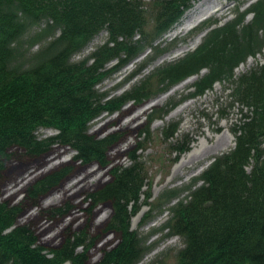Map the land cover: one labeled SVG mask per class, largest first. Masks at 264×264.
<instances>
[{
	"label": "trees",
	"instance_id": "trees-1",
	"mask_svg": "<svg viewBox=\"0 0 264 264\" xmlns=\"http://www.w3.org/2000/svg\"><path fill=\"white\" fill-rule=\"evenodd\" d=\"M196 1L150 0L146 5L144 0H0V190L13 165L39 160L60 145L77 152L74 163L111 166L112 181L88 198L94 206L109 204L113 210L96 233L90 222L76 231L70 225L58 246H48L40 243L35 225L21 224L20 218L27 207H39V199L63 184L73 170L59 169L30 185L20 204L1 200L0 192V264H139L152 249L150 236L131 229L149 185L137 154L143 150L142 141L149 139V126L138 135L139 146L130 153L128 166H112L109 151L117 136L98 138L89 130L104 112L113 114L129 101L146 102L203 69L207 73L194 83L197 95L217 82H229L232 100L249 114L232 130L235 148L217 157L188 187L164 192L141 226L156 214L170 212L164 229L184 244L175 264H264V64L235 75L240 64L264 47V0L211 30L194 51L154 68L122 96L111 98L98 89L147 50L153 55L129 78L169 51L172 47L164 49L157 41ZM249 13L254 16L246 22ZM213 24L217 22L205 27ZM104 32V44L74 60ZM43 41L34 52L35 44ZM114 61L116 66L108 69ZM41 129L59 133L39 139ZM177 130L173 124L165 128V139L174 140ZM175 145L178 153L187 151L179 140ZM72 208L67 202L41 210L39 217L58 220ZM93 210L90 206L85 213ZM108 233L118 242L103 248L101 259L93 262L90 251Z\"/></svg>",
	"mask_w": 264,
	"mask_h": 264
},
{
	"label": "rangeland",
	"instance_id": "rangeland-1",
	"mask_svg": "<svg viewBox=\"0 0 264 264\" xmlns=\"http://www.w3.org/2000/svg\"><path fill=\"white\" fill-rule=\"evenodd\" d=\"M257 0H219L221 5L225 6L222 10H218L221 6L219 4L211 5L210 12L203 18L201 24L189 34L183 37H171V33L175 28L166 34L157 43H161V47L166 49L173 46V50L167 55L158 59L148 69L129 80V76L135 72L137 66L141 64L146 58L153 55V52L147 50L137 61L130 63L131 65L125 66L119 70L118 73H113L108 79L98 86L100 93H109L110 97H119L128 92L134 85L138 84L141 80L150 76L154 68L159 67L168 62L176 61L182 58L189 52L194 51L197 46H190L184 53L177 55V49L187 46L189 39L196 34L206 30L201 28L209 23L217 21L219 25L233 19L238 12H245ZM146 5H149L150 0H144ZM186 15V14H185ZM184 15V16H185ZM252 16H247V21L251 20ZM184 19V17L182 18ZM36 29L35 31H38ZM206 35V34H205ZM205 37V36H204ZM107 33H102L94 40L98 41L94 44L91 50H88L94 40L84 49V51L76 55L74 60L80 61L96 51L97 47L104 44L107 40ZM204 39V38H203ZM43 42H38L32 49L37 51ZM174 44H178L174 48ZM264 61L263 54L250 57L245 64L239 66L235 73L241 75ZM92 61L89 62L91 64ZM117 62H112L108 65V69L113 68ZM249 64V65H248ZM207 69L202 71V74L207 73ZM194 80L184 87L179 88L182 83L170 88L165 92H156L154 97L141 104L129 101L113 114L104 112L101 117L94 119L89 132L96 135L98 138H105L110 135L118 137L116 142L111 146L109 157L112 160V166L131 164L129 160L130 153L135 150L138 144V135L148 128L149 139H144L141 143L143 150L139 151L141 161L144 163L146 176L148 178V187L146 188V195L140 200V209L131 219V229L138 231L142 236H150L148 245L152 249L147 253L145 258L140 264H175L177 260V253L184 247L182 240L179 237L169 236L168 230H163V226L171 217L169 211L166 210L163 214H157L154 222H150L141 226L144 218L152 210L151 206L157 205L159 197L171 189L182 190L189 186L191 182L199 178L203 172L210 166L214 159L220 155L230 152L235 147L231 145L225 149V145L232 135L231 131L236 125L240 123L248 109L238 102L232 100V86L229 82H219L215 84L212 91H208L207 99L204 96L193 97L195 92L192 87ZM196 101L190 113L183 112L180 115H174L175 112L184 104ZM151 103L152 106L146 110L145 107ZM125 111V116L124 115ZM167 112V116L165 114ZM140 115L138 120L132 118ZM170 119L166 120L168 116ZM224 116V120L221 117ZM124 117L120 125L117 123L119 119ZM155 117H162L154 120L151 124L150 121ZM162 119V120H161ZM190 120V126H184V123ZM110 121L108 127L100 132V129ZM129 123L131 125H129ZM177 125L178 135L174 140L167 141L164 137V129L170 125ZM130 127V128H128ZM129 129V130H127ZM59 132L55 129H41L37 132L39 139L56 136ZM210 136L208 138L207 136ZM220 138H223L220 140ZM234 138V137H233ZM125 139H128L125 142ZM176 140H179L182 147H186L187 151L180 154L177 152ZM204 145L197 156L192 162L186 166H180V161L184 155L193 150L195 143L203 142ZM220 145V146H218ZM220 148V151L214 153L213 151ZM76 151L70 147L55 146L53 150L47 152L39 160L27 162V164L17 163L10 169L9 179L5 185L1 187V200H9L13 204H20L27 199L28 187L35 184L46 175L57 171L62 168H69L73 172L67 175L65 182L54 189L47 195L39 199L40 206H30L26 208L24 215L20 218L21 224L32 223L35 225V230L39 236L40 243L48 246H58L63 238V233L67 231V227L71 225L72 230L80 229L84 224L90 222L91 232L97 231L101 225L105 224L112 216L113 210L109 204L94 206L90 203L88 194L95 192L97 189L107 185L112 181L110 167L102 168L98 164L84 165L74 163L73 159ZM51 156L56 157L50 159ZM53 162V163H52ZM101 181L100 183H98ZM73 185L67 188V185ZM147 194L150 197L146 201ZM146 196V197H145ZM69 202L72 205V210L64 218L54 220L48 216L39 217L42 211H47L53 207H60ZM94 207L93 213L90 215L85 213L89 207ZM149 206V207H148ZM167 207H170L168 205ZM160 215V216H159ZM40 220V221H38ZM36 221L38 223L36 224ZM42 236V237H41ZM115 236L108 233L99 241L98 245L90 251L92 261H99L102 257V250L106 246L112 247L117 243Z\"/></svg>",
	"mask_w": 264,
	"mask_h": 264
},
{
	"label": "bare ground",
	"instance_id": "bare-ground-1",
	"mask_svg": "<svg viewBox=\"0 0 264 264\" xmlns=\"http://www.w3.org/2000/svg\"><path fill=\"white\" fill-rule=\"evenodd\" d=\"M219 0H201L199 3L196 4L195 9H192L191 11H189L184 19L182 20V22L177 26V28L171 33V37H183L187 34H189L191 31L195 30L203 21V18L206 14H208L210 12L211 9V5H215V3H218ZM222 6L221 3L219 2V4L216 6L219 7ZM223 8H225V6L223 5L220 10H222ZM205 34H207V31H203L199 34H196L195 36H192L189 39V43L187 46H183L180 47L179 49L176 50V54L177 55H181L182 53H184L187 49L190 48V46H197L201 43V41L203 40ZM98 41V39L94 40V42L87 48L88 50H91L94 46V44ZM249 65V64H248ZM194 80V78H190L187 81H185L183 84H181L180 86H178L179 88L186 86L187 84L191 83ZM208 95H205L203 99H207ZM196 101H192V102H188L187 104H184L183 106H181L174 115H180L183 112H187L190 113V109L193 108V106L195 105ZM152 106L151 103H149L144 110L150 108ZM125 111H124V115L125 116ZM102 115H100L99 117H101ZM98 117V118H99ZM171 115L168 116L166 118V120L170 119ZM97 118V119H98ZM140 118V115H136L132 118V121L130 123H132L134 120H138ZM124 119V117H122L121 119H119L117 121V123L120 125L121 121ZM95 121V120H94ZM93 121V122H94ZM92 122V123H93ZM129 123V125H131ZM110 124V121H108V123L106 124V126L102 127L100 129L101 131H104L108 125ZM92 125V124H91ZM189 125L190 126V120H187L184 123V126ZM130 128V127H128ZM129 130V129H127ZM208 138H210V136H207ZM223 138H220V140H222ZM128 139H125V142H127ZM204 145V141L203 142H199V143H195L193 145V150H191L188 154L184 155L183 158L180 161V166H186L188 165L190 162H192L194 160V158L197 156V154L200 152V150L202 149ZM233 145L234 146V138L230 135L229 139L225 145V149L228 148L229 146ZM220 146V145H218ZM220 151V148L215 149L213 152L217 153ZM55 159L56 157L51 156L49 160ZM53 163V162H52ZM101 181H99L98 183H100ZM73 185V183L69 184V186L67 185V188L71 187ZM42 237V236H41Z\"/></svg>",
	"mask_w": 264,
	"mask_h": 264
}]
</instances>
